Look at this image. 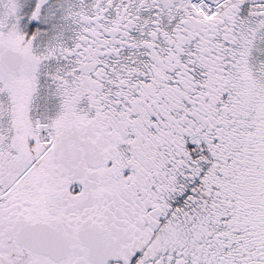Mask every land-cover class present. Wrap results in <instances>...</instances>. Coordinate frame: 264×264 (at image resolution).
Here are the masks:
<instances>
[{
    "label": "snow or ice",
    "instance_id": "obj_1",
    "mask_svg": "<svg viewBox=\"0 0 264 264\" xmlns=\"http://www.w3.org/2000/svg\"><path fill=\"white\" fill-rule=\"evenodd\" d=\"M0 264H264V0H0Z\"/></svg>",
    "mask_w": 264,
    "mask_h": 264
}]
</instances>
